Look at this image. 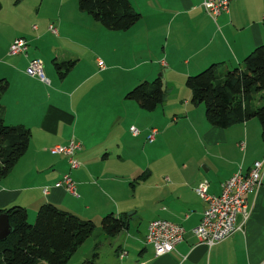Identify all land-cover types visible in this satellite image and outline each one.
Returning <instances> with one entry per match:
<instances>
[{
  "label": "crops",
  "instance_id": "crops-1",
  "mask_svg": "<svg viewBox=\"0 0 264 264\" xmlns=\"http://www.w3.org/2000/svg\"><path fill=\"white\" fill-rule=\"evenodd\" d=\"M131 1L141 20L128 30H112L80 9L78 0H1L0 78L10 82L2 96L4 118L30 127L32 137L0 180V209L19 204L34 217L51 202L95 222L108 213H128V227L115 236L120 251L127 237L146 245L153 219L186 228L173 251L157 256L154 247H144L138 264H264V168L261 186L247 194L250 218L238 216L241 228L213 246L193 231L207 208L196 187L206 180L209 193L220 194L234 173H247L264 160L262 126L253 118L225 128L212 125L186 84L189 75L213 63L224 70L244 66L264 43V0H231L217 18L204 0ZM18 37L28 41V49L12 54ZM34 58L43 60L50 84L27 73ZM54 58L76 59V65L61 78ZM158 76L166 91L154 110L126 97ZM152 128L158 133L151 142ZM72 141L78 167L68 154L53 151ZM66 174L74 190L58 185ZM141 210L147 215L139 237L133 229L140 227Z\"/></svg>",
  "mask_w": 264,
  "mask_h": 264
},
{
  "label": "trees",
  "instance_id": "trees-1",
  "mask_svg": "<svg viewBox=\"0 0 264 264\" xmlns=\"http://www.w3.org/2000/svg\"><path fill=\"white\" fill-rule=\"evenodd\" d=\"M78 4L80 9L112 30H128L142 18L131 0H78ZM53 64L58 75L64 78L75 67L76 59L60 61L54 58ZM186 84L191 89L192 102L205 104L206 117L212 125L225 128L256 117L261 123L264 140V103H254L256 95L264 93V43L245 58L243 67L224 70L213 63L189 75ZM9 85L7 78H0V180L27 151L32 137L30 127L8 124L4 118L2 96ZM165 91L164 79L158 76L140 82L126 97L146 110H154L163 103ZM2 213L8 214L12 232L0 239V264H67L97 229L94 220L84 219L51 202L40 206L33 224L23 205L0 209ZM129 218L128 213H108L102 218V228L107 235L118 236L128 227ZM82 264L96 263L86 260Z\"/></svg>",
  "mask_w": 264,
  "mask_h": 264
},
{
  "label": "built area",
  "instance_id": "built-area-1",
  "mask_svg": "<svg viewBox=\"0 0 264 264\" xmlns=\"http://www.w3.org/2000/svg\"><path fill=\"white\" fill-rule=\"evenodd\" d=\"M231 0H204L203 4L208 13L217 18L223 11H228ZM36 28V25L34 26ZM50 29L57 32V28L51 24ZM28 49V41L23 37L14 40L10 47V53L19 54ZM101 69L106 67L102 59L98 60ZM27 73L31 76L41 78L50 84V78L45 74L44 62L41 58H34L30 61ZM135 135L139 134V129L132 127ZM157 128H152L148 136L149 141L155 140ZM240 146L245 148V142H241ZM77 144L72 141L69 145H60L53 149L54 152H64L70 156V164L72 167H78L79 161L72 155ZM264 160H257L253 167L243 173L241 170L234 173L228 180L222 184L220 194L209 193V183L201 181L196 187L197 193L207 202V208L203 213L201 222L193 228L194 233L200 241L209 246H213L232 235L236 230L241 228L238 225V216L241 214L244 221L250 218L247 194L258 189L262 184ZM65 184L69 190L75 189L73 178L66 174L63 181L58 185ZM186 228L176 222L166 218L153 219L146 234V243L154 247L157 256L164 255L173 251L180 241L183 240Z\"/></svg>",
  "mask_w": 264,
  "mask_h": 264
},
{
  "label": "rangeland",
  "instance_id": "rangeland-1",
  "mask_svg": "<svg viewBox=\"0 0 264 264\" xmlns=\"http://www.w3.org/2000/svg\"><path fill=\"white\" fill-rule=\"evenodd\" d=\"M45 74L48 75L46 70H45ZM263 95L264 93L256 95V99L254 101L255 105H261L264 103V100L262 99ZM202 106H204L206 110L205 104H203ZM133 117H135V114H133ZM253 119L257 120L256 122H259V124L261 125L258 118L254 117ZM260 135L262 137V130ZM177 148L179 147L177 146ZM185 149L188 148L186 147ZM189 149H194V148L191 147ZM172 151L175 154L178 151V149H175V147H173ZM185 155H188V153ZM140 190H141V186L137 190L138 195L140 196L139 199L142 197L141 195H143V192L140 194ZM139 215L140 218L138 222H140V227L139 228L135 227L133 229L135 230L133 231V233L140 232L138 233L139 234L138 236L140 237L141 234L145 231V225H146L145 217L147 213L141 210V212H139ZM36 216L29 217V222L32 224L35 223ZM96 223H97V229L94 232V234L90 236V238H88L79 247V249L76 252L73 253L67 264H82L86 260H94L96 264H138L139 263L138 259H140L141 257L140 254L141 249L147 247L148 250H151L153 247L151 244L145 245L141 243L140 239L127 237L128 241L125 242L127 251L125 249L120 251L121 246L118 243V239L116 237L109 236L106 234V232H104L102 228V220ZM123 256H125V258Z\"/></svg>",
  "mask_w": 264,
  "mask_h": 264
},
{
  "label": "water",
  "instance_id": "water-1",
  "mask_svg": "<svg viewBox=\"0 0 264 264\" xmlns=\"http://www.w3.org/2000/svg\"><path fill=\"white\" fill-rule=\"evenodd\" d=\"M12 232V225L6 213L0 214V239L6 238Z\"/></svg>",
  "mask_w": 264,
  "mask_h": 264
}]
</instances>
